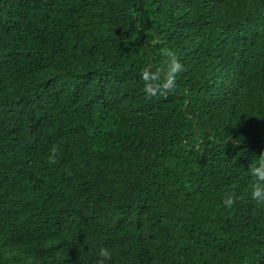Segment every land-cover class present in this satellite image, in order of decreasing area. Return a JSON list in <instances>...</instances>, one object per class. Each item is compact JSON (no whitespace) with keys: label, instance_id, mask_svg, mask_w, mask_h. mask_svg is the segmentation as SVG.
Listing matches in <instances>:
<instances>
[{"label":"trees","instance_id":"16d2710c","mask_svg":"<svg viewBox=\"0 0 264 264\" xmlns=\"http://www.w3.org/2000/svg\"><path fill=\"white\" fill-rule=\"evenodd\" d=\"M262 156L264 0H0V264H264Z\"/></svg>","mask_w":264,"mask_h":264},{"label":"clouds","instance_id":"9594fccd","mask_svg":"<svg viewBox=\"0 0 264 264\" xmlns=\"http://www.w3.org/2000/svg\"><path fill=\"white\" fill-rule=\"evenodd\" d=\"M166 56L165 63L167 69L166 77L163 80L159 72H153L149 67H144L139 73L140 79L143 81L144 92L148 96H155L158 92L163 94L165 90L170 89L175 84L177 74L183 71V65L173 52L168 51ZM58 151L56 146L51 148L50 162H56ZM258 164V167L249 169L254 179V183L250 188V196L257 206H264V156L260 158ZM236 199L234 193H229L224 198L223 203L227 207H232ZM112 259L113 254L109 248H99L97 252V264H111Z\"/></svg>","mask_w":264,"mask_h":264}]
</instances>
